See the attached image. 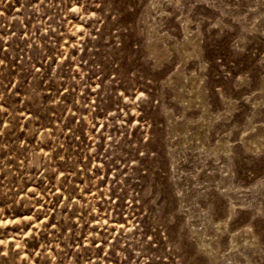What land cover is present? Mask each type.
Here are the masks:
<instances>
[{"label": "rangeland", "instance_id": "1", "mask_svg": "<svg viewBox=\"0 0 264 264\" xmlns=\"http://www.w3.org/2000/svg\"><path fill=\"white\" fill-rule=\"evenodd\" d=\"M0 264H264V0H0Z\"/></svg>", "mask_w": 264, "mask_h": 264}]
</instances>
